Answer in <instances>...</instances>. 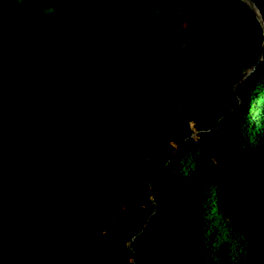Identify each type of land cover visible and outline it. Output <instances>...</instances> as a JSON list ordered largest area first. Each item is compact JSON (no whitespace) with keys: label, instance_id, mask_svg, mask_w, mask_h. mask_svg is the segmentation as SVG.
Returning <instances> with one entry per match:
<instances>
[{"label":"trees","instance_id":"trees-1","mask_svg":"<svg viewBox=\"0 0 264 264\" xmlns=\"http://www.w3.org/2000/svg\"><path fill=\"white\" fill-rule=\"evenodd\" d=\"M0 0V264H264V0Z\"/></svg>","mask_w":264,"mask_h":264},{"label":"clouds","instance_id":"clouds-1","mask_svg":"<svg viewBox=\"0 0 264 264\" xmlns=\"http://www.w3.org/2000/svg\"><path fill=\"white\" fill-rule=\"evenodd\" d=\"M44 5L41 8V12L46 16H54L57 14L59 9L55 6L58 3H62L63 0H37Z\"/></svg>","mask_w":264,"mask_h":264},{"label":"rangeland","instance_id":"rangeland-1","mask_svg":"<svg viewBox=\"0 0 264 264\" xmlns=\"http://www.w3.org/2000/svg\"><path fill=\"white\" fill-rule=\"evenodd\" d=\"M240 1L243 2V3L248 4L250 6V8L254 11V13L257 16V11H256L255 7L252 5V3L249 0H240ZM19 2H20V0H13V4H16V3H19Z\"/></svg>","mask_w":264,"mask_h":264}]
</instances>
